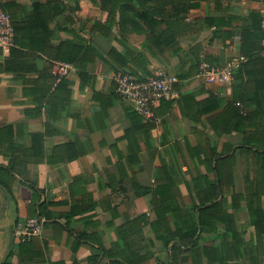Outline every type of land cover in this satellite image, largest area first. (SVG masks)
<instances>
[{
  "label": "crops",
  "instance_id": "crops-1",
  "mask_svg": "<svg viewBox=\"0 0 264 264\" xmlns=\"http://www.w3.org/2000/svg\"><path fill=\"white\" fill-rule=\"evenodd\" d=\"M32 1L42 23H32ZM2 2L15 40L0 48V187L9 199L0 264H264V83L231 76L238 37L224 46L212 28L192 31L206 16L245 15L262 2L145 10L191 27L179 39L185 61L167 65L186 75L149 118L112 81L123 62L140 73L138 52L151 73L159 69L134 4L58 0L66 8L57 12L47 0ZM74 34L83 45L75 71L58 79L52 63L70 62ZM193 53L228 64L227 82L191 71ZM36 216L42 230L22 240Z\"/></svg>",
  "mask_w": 264,
  "mask_h": 264
},
{
  "label": "trees",
  "instance_id": "trees-1",
  "mask_svg": "<svg viewBox=\"0 0 264 264\" xmlns=\"http://www.w3.org/2000/svg\"><path fill=\"white\" fill-rule=\"evenodd\" d=\"M264 5V0H259ZM132 3L137 7L136 17L140 20L146 27L147 30V42L144 45L145 50L151 55V57L156 61L159 68L163 69L167 73L176 76V78L181 80L186 74L176 73L172 74L167 70V65L171 64V59H178L180 62L185 61V51L179 45V39L182 37L183 33L189 30L191 27L184 22L183 17H174L170 19L156 18L148 11L142 10L139 7V2L136 0H101V8L104 9L107 6L111 8H117L118 5L122 3ZM48 6L52 5L55 9L61 12L66 8L65 4L58 3V0H47ZM33 4V14L36 18L32 20L35 23H42L45 20L44 13L41 11V4L32 1ZM6 3L0 0V9L5 11ZM7 12V11H6ZM11 24L13 27V32H15V23L8 13ZM212 28V42H220L222 45H226L227 40H231L234 37H238V56L242 57L240 59L239 65L231 73L233 79L241 78L242 74L248 76V80L256 79L259 82L264 83V30L261 28L260 24V14L258 10H250L245 15H239L235 13H229L226 15H213L206 16L203 18L201 26H195L192 31H197L202 28ZM15 36V34H14ZM13 36V42L15 40ZM82 38L74 34L73 35V47L74 55L69 59L74 65L78 61L77 55L80 53L83 45L81 44ZM11 48V47H10ZM115 49L111 48L109 51L113 52ZM126 52L130 53L129 49ZM138 61H133L132 66L140 68V73L132 71L127 68V64L123 62L120 65V71L130 73L137 77L149 76L151 73L147 65H142L144 62L143 53H137ZM191 59V71H198L201 62L213 63L214 61L208 56L199 57L197 53H193ZM68 62V61H67ZM118 72V71H117ZM143 75V76H142ZM260 76V78H259ZM254 80V84H255ZM177 87V82L174 83V89ZM237 105H240V101H236ZM42 217V216H38ZM78 237H80L78 235Z\"/></svg>",
  "mask_w": 264,
  "mask_h": 264
},
{
  "label": "built area",
  "instance_id": "built-area-1",
  "mask_svg": "<svg viewBox=\"0 0 264 264\" xmlns=\"http://www.w3.org/2000/svg\"><path fill=\"white\" fill-rule=\"evenodd\" d=\"M260 24L264 30V5L259 9ZM13 27L8 13L0 9V48L8 50L13 44ZM242 59V57H239ZM75 71L74 63L67 61H53L51 72L60 79ZM198 75L205 81L223 83L227 82L230 75V66L218 63L201 62ZM115 93L128 102L144 117H152V107L157 100L169 99L175 95L174 83L178 82L176 76L159 68L153 74L137 77L127 72L118 71L112 76ZM45 223L42 217H31L27 220L22 240L37 234Z\"/></svg>",
  "mask_w": 264,
  "mask_h": 264
},
{
  "label": "rangeland",
  "instance_id": "rangeland-1",
  "mask_svg": "<svg viewBox=\"0 0 264 264\" xmlns=\"http://www.w3.org/2000/svg\"><path fill=\"white\" fill-rule=\"evenodd\" d=\"M190 0H140L139 7L143 10H150L158 14L182 13L189 4Z\"/></svg>",
  "mask_w": 264,
  "mask_h": 264
},
{
  "label": "water",
  "instance_id": "water-1",
  "mask_svg": "<svg viewBox=\"0 0 264 264\" xmlns=\"http://www.w3.org/2000/svg\"><path fill=\"white\" fill-rule=\"evenodd\" d=\"M0 196H1V201H2V205L0 207V220H1L3 218L5 210L7 209L8 205H9V199L5 195V192L2 190L1 187H0Z\"/></svg>",
  "mask_w": 264,
  "mask_h": 264
}]
</instances>
